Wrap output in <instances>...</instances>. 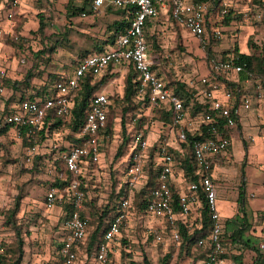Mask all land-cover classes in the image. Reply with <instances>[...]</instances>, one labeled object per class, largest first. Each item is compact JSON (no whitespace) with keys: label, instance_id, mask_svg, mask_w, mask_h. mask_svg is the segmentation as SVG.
<instances>
[{"label":"rangeland","instance_id":"1","mask_svg":"<svg viewBox=\"0 0 264 264\" xmlns=\"http://www.w3.org/2000/svg\"><path fill=\"white\" fill-rule=\"evenodd\" d=\"M67 1L23 0L14 18L8 23L5 22L6 29L0 36V66L5 68L4 77L8 76L11 82H18L14 91L17 96L29 94L31 87L35 90L46 81L45 79L49 81L52 76H61L52 73L54 71L61 69L62 74H65L72 67L70 60H73L74 56L84 52L83 49L86 47L94 46L92 42L97 41L95 36L112 34L110 30L114 27L111 24L98 27L90 33L91 36L80 32L79 27L83 28L85 25V15L81 14L83 11H79L70 18L69 10L66 11ZM82 1L85 0H70L78 6ZM89 1L91 0H87ZM208 12L209 16L217 21L212 25H217L221 30V39L212 40L208 45L198 41L186 28L163 15L157 18L158 21L150 30L146 31L151 55L158 61V71L167 82H182L186 87L190 84H199L200 78L208 75L212 62L222 58L234 46L238 50L247 49L249 53H263L264 0H210ZM227 13L230 14L228 22L225 20ZM39 19L45 22L41 30H38ZM11 37L18 38L22 44L20 48L14 47L9 39ZM250 43L256 47L251 49ZM59 63L62 66L57 67ZM28 72H31L32 76L25 84ZM116 76L115 73L107 74L104 76L105 79L96 80L103 83L102 85L111 83V98L118 104L115 108L117 115L114 116L115 123L111 135L107 140L104 136L99 140L100 162L83 169L88 189L85 206L91 213L89 219L93 229L97 225V217L92 209L103 205L112 190L115 173L113 165L118 161L114 156L123 139L118 116L122 107L118 101L121 97L119 95L123 93L124 78L115 79ZM242 91L250 96L253 108H259V112L249 121L247 125L249 131L242 121L243 129L239 131L240 136L235 132L232 134L233 159L230 157L227 162H222L230 176L227 179L230 180L225 184L218 183L220 196L218 199L216 197V205L220 217L222 215L224 219L232 210L230 199L232 196L234 200L237 199L241 183L240 170H243L246 182L244 207L254 214L253 218H248L251 223L249 222V228L244 232L248 236L253 229L252 226H264V209H258L263 199L261 193L264 191V78L255 76L248 86L242 85ZM253 108L249 112H252ZM150 120L153 121L149 123L148 128L154 132L153 139L156 141L159 133L165 129L161 127L158 119L152 117ZM129 129L133 131L132 127ZM73 135L75 133L69 123L60 127L54 126L47 136L34 145L32 152L28 153L31 145L23 143L22 138H17L13 131L0 132V239L3 246L11 244L15 250L18 233L23 240L22 264H64L58 256L57 243L64 238L65 216L63 212L58 213L57 209L46 210L42 202L45 191L55 179L54 162L72 145ZM241 160H244V164H241ZM115 169H118V164L115 165ZM141 188L139 186L138 189ZM137 198L138 196L135 202ZM16 203L17 210L8 218ZM241 211L242 208L236 201L234 213L240 214ZM129 218L132 223L123 232L124 238L119 243L116 253L112 255L116 264H130L131 261L141 264L143 258L147 264H192L196 252L189 256L183 253L179 244L154 241L151 236L149 237L148 230L153 224L152 219L139 217L136 213L134 217ZM255 229L257 230L256 227ZM247 238L253 242L254 237L251 234ZM223 242L229 251L230 241L227 234L223 235ZM259 242L261 241L257 244ZM90 252L83 246L82 252L78 253L72 264H81L82 260L85 261L83 264H90L88 258ZM165 253L171 254L169 259L164 260L166 263L162 259ZM12 261V254L7 255L3 264H10Z\"/></svg>","mask_w":264,"mask_h":264},{"label":"built area","instance_id":"2","mask_svg":"<svg viewBox=\"0 0 264 264\" xmlns=\"http://www.w3.org/2000/svg\"><path fill=\"white\" fill-rule=\"evenodd\" d=\"M21 0H0L5 3L6 10L0 17V36L6 29V24L14 18ZM107 0H92L91 9H100ZM210 0H110L111 3L128 9L131 15L130 25L118 34L110 45L101 52L85 55L77 60V64L71 73L63 81L55 85L54 95H44L33 99L26 98L19 102H9V91L2 82L5 75L0 71V126H9L8 131H13L20 138V129L27 128V134L33 138L36 130L41 129L44 116L48 110L54 109L57 116L67 119L74 106L73 95L80 87L84 77L93 80L101 76L108 67L127 63L132 66L136 75V100L142 102L141 108L135 112L131 123L127 125L130 131V143L128 153L118 163L120 185L127 183L128 188L138 190L146 183V166L149 159L151 143L149 141L148 128L137 130L133 124L141 116L151 122L154 110L163 107L168 110L171 117L169 133L180 144L177 155L185 152L182 144H188V135H198L192 147V158L197 166L195 173L197 179L189 180L186 189L179 192L177 197L178 210L173 203L172 185L170 177L175 172L176 156L170 152L166 145H158L159 170L157 184L150 193L146 206V214L157 217L166 222L170 229L172 242L180 244L179 222L190 227L189 215L194 205L201 203L203 194L207 205L211 229L205 238L199 239V244H207L208 253L204 258L197 259L194 264H237L235 260H226L223 257V232L224 225L216 205V184L212 177V168L215 160L226 154L233 146L231 130L234 129L242 111L251 110L253 102L250 96L241 92L236 99L232 92L231 82H237L236 75L243 73V81L248 86L255 78L245 64L235 63L230 60H214L211 64L210 74L213 79L203 76L199 84H190L192 91V103L201 105L202 110L191 113L192 105H185V101L174 94L173 89L167 86V81L154 68L155 60L149 50L146 30L148 21L154 19L159 6H168L172 20L187 29L198 41L210 44L212 40L221 37V30L217 25H212L208 6ZM224 12V11H223ZM84 14V13H82ZM17 39V37H14ZM235 75V77H234ZM238 90V88H237ZM90 110L86 112L83 123L77 136L81 139L80 144H73L63 153L61 159L64 162L69 176L55 172L64 183L52 185L45 191L44 204L47 209L70 202L73 209L64 220V238H62L59 254L65 264H72L80 252L79 244L84 243L88 231V218L81 214L84 201V192L80 188L81 176H83L84 163H99L103 129L106 125L107 111L111 101L108 95L96 93L91 98ZM132 127L133 131L129 129ZM101 132V134H100ZM35 146L28 148L31 153ZM56 170V169H55ZM55 180V179H54ZM52 181V183L54 182ZM120 187V186H119ZM121 196L117 213L110 223L109 229L104 233L102 241L96 244L93 253L94 264H113L111 252L113 243L122 231V225L130 215L131 198ZM196 225L201 223L200 211L196 212ZM156 240L164 241L163 233L154 232ZM264 249V244H260ZM3 251V243L0 240V252ZM1 264V263H0ZM264 264V262L260 263Z\"/></svg>","mask_w":264,"mask_h":264},{"label":"trees","instance_id":"3","mask_svg":"<svg viewBox=\"0 0 264 264\" xmlns=\"http://www.w3.org/2000/svg\"><path fill=\"white\" fill-rule=\"evenodd\" d=\"M75 12V11H73ZM122 14L125 15L126 17H122L119 18V20H117L116 26H115V30H114V34H111V36L107 39V41H109L110 43L115 39V37L120 34L123 33L130 25V21L129 19L131 18V15L128 13V9L127 8H123L122 10ZM230 14L227 13L225 20L226 22L229 21ZM39 29L41 30L44 28L45 26V22H43V19H39ZM11 40V42L14 44V47L16 48H20L22 44L19 43L18 38L14 39V38H9ZM106 41V42H107ZM255 48L256 46H254L252 43H250V48ZM101 51V50H100ZM150 52V50H149ZM151 54V52H150ZM152 56V55H151ZM153 58V57H152ZM223 61L226 60H230L232 59L235 63H241V64H245L246 67L248 68V70L250 72H252L255 76L260 77V78H264V49H263V53H257L255 54V52L252 53H242V52H238L237 47H234L233 49V54L229 55L226 54L221 58ZM155 60V59H154ZM158 61L155 60L154 63V68H158L157 66ZM160 72V71H159ZM32 73L28 72L26 75V79L24 81V83L26 84L27 81L31 78ZM135 77L136 75L134 74L133 70L130 71V73H128V75H126L125 79H124V88H123V93L120 97V101L119 104H121L120 106L122 107L120 110V115L119 116V121L121 124V129H122V143L120 144V146L118 147V149L115 152V158L116 159H120L124 156V154L126 155L129 149V143H130V137H129V132L127 131V125L131 123V119L133 117V115H135V112L138 111L141 106H142V102L140 103L139 101L136 100V81H135ZM243 77V76H242ZM65 79V77H54L52 76V79H50L49 81H47V79H45L46 81H44L43 84L37 86V88L29 93L26 94L25 96H17V94L14 92L16 89V86L18 84V82L13 81L11 82L10 79H8L7 77L2 79V82L4 85H6L8 91L10 92V96L7 100V103L9 102H21L23 100H25L26 98L29 99H33L35 97H41L44 95H54L55 93V85L57 82L63 81ZM97 78H95L94 80L91 77H87L85 76L83 81L80 83V87L78 89H76L75 93H74V99H76V101L74 102V106L71 109V113L69 115V117L64 118L61 116H57L54 109L48 110V112L46 113V115L44 116V123L41 129L36 130V133L34 134L33 138L29 137V135L27 134V128L22 127L20 129V139L22 138L23 143H25L26 145H31L34 146L35 144H37V142L44 138L45 135L47 136V134H49V131L55 126V127H60V126H64L67 125L68 123L71 125L72 130H74L75 135L72 142L73 144H80L81 143V139L77 136V133L80 130V127L83 123L84 117L86 115V112L88 110H90V104H91V98L98 93V87H99V82L96 81ZM228 83H232L231 85V89L232 92L235 94L236 99L239 98V95L242 92V87L241 84L239 82H231L229 81ZM174 85V86H173ZM167 86L171 87L173 89L174 94L179 95L184 101H185V105H192L193 107H191V113H197L199 111L202 110L201 105L198 103H192V101H194L192 99V91L193 89L186 87V84L182 83V82H167ZM238 88V90H237ZM111 98V97H110ZM117 101H111L109 110L107 111V118H106V125L105 128L103 129V136L104 139L107 140V137H109L111 135V131L114 127V121H115V117L117 115V111L115 110L116 105H117ZM153 118L158 119L159 122L161 123V125L163 127H166V129H169V125L171 123V117H170V113L168 112V110L166 108L158 107L156 110H154V115ZM148 120V117L146 116H141L139 119H137V121L132 125L133 128L137 129V130H146L149 127V123L146 124ZM8 131L9 130V126L2 125L0 126V132L1 131ZM101 134V132H100ZM198 139V135H194V136H190L188 135V144H182V148L185 152H183V155L180 156L178 155L179 158H183L182 162H181V167L183 169V173L185 178L189 181L192 179H197L198 175L195 173L196 170V165L193 162V158H192V147H193V143L194 141H196ZM158 146V145H157ZM170 152H172L171 149H168ZM149 156H151L149 154ZM176 156V155H175ZM98 163H92L89 164L90 165H96ZM115 165L116 163H114L113 168H114V175H113V184H112V190L109 192L107 201L103 204L100 205L97 208L92 209V211L96 214L97 217V225L96 227L93 229L92 228V222L89 219V216L91 215V213H89L85 206V200H87V194H86V190L87 186L85 184L84 181V175L81 176V185L80 188L82 189V191L84 192V201H83V208L81 211V214L86 216L88 218V231H87V236L85 238L84 243L79 244L80 246V252H82L83 250V246L86 248V250L91 251L89 254L93 255V253L95 252V248H96V244L99 243L100 241H102L103 235L104 233L109 229L110 223L113 220L115 214L117 213V209L119 206V198L121 196H129L130 193V198H131V208L130 210L135 212V213H140V214H146V206H147V201L149 199L150 193L153 190V188L156 186L157 181V173L159 170V162H155L152 159V156L148 159L147 162V166H146V174H147V179H146V183L142 186L141 189L138 190H133L131 191L128 186L127 183H123L120 185V181H119V170L115 169ZM87 166V167H88ZM54 167L56 169V171L58 173H62L64 174V176L67 178L69 176V172H67L64 162L61 158L57 159L54 162ZM241 179L243 181V183H245V179H244V174H243V170H241ZM61 183H64V181H62L61 179H59L58 177H55V180L53 182L52 185H60ZM120 186V187H119ZM173 191H172V196L174 198V203L173 206L175 208V210H178V203H177V197L175 194V189L172 187ZM138 191V192H137ZM242 193L243 191L241 190L240 192V208L243 206V201H242ZM201 194V211H200V219L201 223L199 226L195 225L194 228H189L188 226L182 224L181 222H179V234L181 236V241L179 246L181 247L182 251L184 254H187L189 256H191L192 253L196 252L193 255V261L195 262L197 259L199 258H204L207 253H208V246L207 244H199L198 241L199 239L205 238L208 235V232H210L211 229V220L209 219V214H208V209H207V205L205 203V199L202 193ZM136 196H138L137 198V202H135V198ZM64 208V213H65V218L67 217V215L69 214V212L73 209L72 205L70 202H65L62 205ZM18 207V203L15 204V208L13 209V211L10 213V215L8 216V218H11V216L15 213V211L17 210ZM64 218V220H65ZM239 221V226L235 227V229H232V231H230L228 233V237L231 240V244H233L234 246H236L238 249H250L251 251H253L256 255V257L254 258V264H260L262 263V256L264 254V251H262V248L260 247L259 243L257 244V241L251 242L250 239H247V236L245 235V231L248 230L249 228V222L248 219L246 218H239L237 216H234L232 219H230V221H228L226 223V231L229 230V228H231L232 222L235 223ZM244 233V235H243ZM61 240V239H60ZM59 240V241H60ZM2 241V240H1ZM16 249L13 250L12 249V245L9 244L7 247L3 246V251L0 252V263L3 264V261L6 260L7 255H11L13 256V261L10 264H20L21 260L23 258V254H24V250H23V240L20 238V236L18 235V233H16ZM3 243V242H2ZM57 253L58 256L60 258V260L63 262L62 257L59 254V248L61 246V241L57 243ZM223 247L225 248V243L223 242ZM79 252V253H80ZM112 254V252H111ZM225 254H223V257ZM171 256V254H166L163 256V261L166 259H169ZM11 257V256H10ZM78 255L76 256L75 260L77 259ZM226 259V258H225ZM234 259L237 260V264H245L242 260L241 257V253H239L238 255L234 256ZM74 260V261H75ZM73 261V262H74ZM72 262V263H73ZM141 264H147L148 262L145 260V258H143V261H141ZM164 263H166L164 261ZM65 264V263H64ZM130 264H140L137 262H133L131 261Z\"/></svg>","mask_w":264,"mask_h":264},{"label":"crops","instance_id":"4","mask_svg":"<svg viewBox=\"0 0 264 264\" xmlns=\"http://www.w3.org/2000/svg\"><path fill=\"white\" fill-rule=\"evenodd\" d=\"M22 2H23V0L20 1V6H19L18 9L21 8V6L23 4ZM91 4H92V0L89 1V2H87V0L82 1L79 6L71 3L70 0L67 1V4H66L67 5V9H66V11L69 10L68 14L69 15L71 14L70 18H73L72 16L76 15L79 11H83L82 13H84V14H82V13L81 14L83 16L85 15V17H84V19H85V23L84 24L85 25L83 26V28H80L79 27L78 30L80 32L84 33L85 35H90L91 36L90 33H92L98 27H103V26L105 27L107 24H109V25L111 24L114 28L112 30H110V31L112 32V34H114V30H115V26H116L117 20H119V18H122V15H123L122 14L123 7L117 6V5L113 4V3H111L110 0H107L100 9L94 11V10L91 9ZM111 6H113L114 8L111 7ZM108 8H109V11H108ZM5 10H6L5 3H3V2H2V4L0 3V17H3L4 16ZM117 10H120V11H117ZM73 11H75V12H73ZM162 15L163 16H166L167 19L168 18L170 20L172 19L171 18V14H170V8L168 6H159L158 7L157 16L154 19H151L150 21H148V29L147 30H150L151 29V26H154L155 23H156V21H158L157 18L160 17V16H162ZM210 19L212 21L211 24H216L217 23V21L215 20V18H211L210 17ZM213 21H215V22H213ZM2 22L5 23L6 22L5 19H2ZM110 36L111 35H107V34L105 36L103 34H101V35L98 34L97 36H95V39L97 41L94 40L95 43H94V41L92 42V44L94 46L91 45V47H86L85 49H83V50H85L84 52H80L78 55H76V56L73 57L74 58L73 60H70V64H71L72 67L65 74H62L61 69L58 70V71H54L52 73H54L55 75H61L60 77H63V76L66 77L67 75H69L71 73V71L74 68V66L78 63L77 60L79 58H81V57H83L85 55L87 56L89 54H93V53H96V52H101L103 49H105V47L107 45H110L113 42L112 41L110 43L109 41H107V39ZM101 38H102V40H100ZM220 39H221V37L219 39H217V41H219ZM99 40H100V42H99ZM234 47L232 49H229L226 52V54H229V55L231 54L232 55L233 54ZM86 50L89 51V52H87ZM238 52H242V53L249 54V52H247V49L238 50ZM69 56H70V53H69ZM218 60H222V59L220 58ZM58 66H62V65L59 63V65H57V67ZM4 69L5 68L3 66H0V71L1 70H4ZM131 70H133L132 69V66L128 65L127 63L122 64V65H117V66H110V67H108V69L104 73H102L101 76H98L97 79L98 78L105 79L104 76H106L107 74H113V73H115V76L117 75L115 77V79L117 77H118V79L119 78H121V79L124 78L125 79L126 75H128V73H130ZM205 76H207L208 79H211V81H213L210 72L208 73V75H205ZM234 77H235V75H234ZM3 78H5V77H3ZM7 78H8V76H7ZM243 78H244L243 73H241L239 75H236V79H237L236 81L241 84V87H242L243 84H244V86L246 85L245 82L243 81ZM41 84H43V83H41ZM102 84L99 86L98 92L99 93L100 92L101 93H104L105 95H108L109 98H110L111 95H112L111 88H110V84L111 83L109 82V83H105L104 85H102ZM5 87H6V85H5ZM30 90L31 91L29 93L33 92L34 91L33 87H31ZM119 93H120V91H119ZM121 95H122V93L119 96H121ZM73 99H74V95H73ZM73 101H76V99L73 100ZM110 101H113L112 98H110ZM258 103H260V102H258ZM258 110H259V108L254 107L252 112H249L248 109L242 111V113L240 115V118H239V122H238L237 126L234 129L231 130V133L233 134V132H235V134H238L239 135L240 129H241V131L243 129L242 121L245 122V128H247V130L249 131V127L247 125H248L249 121L252 118H255V113L259 112ZM152 121L153 120H151L150 123H152ZM155 122H156V120H155ZM159 124L161 125V123H159ZM161 127H162V125H161ZM163 129H165V130L162 133H159L158 139L156 141H154V139H153L154 132L149 131V128H148L149 141L151 143V147H150V150H149V154L152 156V159L155 162H157L159 160L158 159V156L156 155V151H158V146L157 145H166L167 148L168 149H171L172 152L176 155V160L177 161H176V164H175V172L170 177V181H171L172 187L175 189V194L177 196L179 192H182V191H184L186 189L187 183L189 181L185 178L184 173H183V169L181 167V162H182V159L183 158H179L178 155H177L179 153V151H180V144H179V142L177 140H175L174 136L169 133V131L166 129V127H163ZM243 146H244V144H243ZM232 151H233V148L231 147L228 150V152H226V154H224L220 158L216 159L215 160V163L213 165V168H212V177H213V180L215 181L216 189H217V192H216L217 199H218V196H220L218 194V192H219L218 191V187H217L218 183L223 182V184H225V183H228L229 180H230V179L229 180L227 179L230 176H228V174H227V171L228 170H227V168H225V166L222 164V162H227L230 157L233 159V153H232ZM151 156H149V158ZM123 158L124 157L118 159L116 165ZM241 164H244V160H241ZM84 165H85L84 168L85 167L87 168V166L89 165V163L87 161H85ZM226 181H228V182H226ZM245 183H243V181L241 179V183H240V187H239V192L237 193L238 194L237 195V199L234 200L233 196H232V199H230V200H232V201H230V202H232L231 203L232 210L230 211V213L226 214L224 216V219H223V216L221 215V220L223 221V225H224L223 235L224 234H227L228 235V233L230 231H232V229H235V227H238L239 226V221H237L235 223L232 222L231 228H229V230L226 231V223L228 221H230V219H232L234 216H237L239 218L243 217V218H246V219H248L249 217L253 218V215H254L253 212L252 211L248 212V210L245 209V207H244V205H245L244 202H245V199H246L244 197ZM263 189H264V185H263ZM241 190L243 191L242 198H241L242 201H243V206L241 207L242 208V211L239 214V213H234V204H235L236 201H238V203L240 204V192H241ZM261 198H263V199L260 201V203H261L260 205L261 206H258V209H264V191L261 193ZM42 204H43V207L46 210H55V209H57L58 210V213H60V212L62 213L63 212V215H65L63 206L57 205V206H54L51 209H47L46 206H45V204H44V199H43ZM201 205H202L201 203L200 204L198 203V204L194 205V207H192L193 209L191 210L190 215H189V219H188L191 222L190 223L191 224L190 227H189V225H188V227L191 228V229L194 228L195 225H196V222H197V220H195V217H196V214H197L196 212L201 211ZM136 214L139 217L142 216V218L145 217L148 220L149 219H152L153 224L150 226L151 229L148 230L149 231L148 232L149 233V237L151 236L150 238H152L155 241L156 239L154 237V232L155 231H159V232L163 233V235L165 237L164 241H160V242H167V243L168 242H170V243L172 242L171 237H170V229L167 228V225H166V222L165 221H162L161 219H159L157 217H154V216H151V215H147V214H144V215L143 214H140V213H136ZM130 216L131 217H134L135 216V212L130 211L129 217ZM131 221L132 220L130 218H128L126 220V223H124L122 225V227H121L122 228V231H121L120 235L118 236V238L116 239V241L113 243V246H112L111 259H112L113 253H116V251L118 250V245L121 242V240L124 238L123 232L125 231V229L127 227L130 226V224L132 223ZM63 222H64V220H63ZM248 222H250L249 219H248ZM255 227L257 228V230L255 229ZM252 228L253 229L248 233V236L247 237H249V234H251V236L254 237L253 240L258 239L259 241H261V242H259V245L260 244H264V226H262V225H260V226L256 225V226H252ZM228 239H229V237H228ZM247 239H249V238H247ZM156 241H159V240H156ZM229 241H231V240L229 239ZM262 251H264V249H262ZM239 253H241L242 260H243V262L245 264H254V262H255L254 261V258L256 256H254V253L250 249H247V248H245V249H238L236 246H234L233 244H231V242L229 244V251L226 248H224V253L223 254H225L224 256H225L226 260H235L234 259V256L235 255H238ZM88 258L90 260L89 263L90 264H94L93 263V255H90ZM261 259L264 262V254H263V256H262ZM235 261H237V260H235ZM83 262H85V261L82 260L80 263L83 264ZM112 262H113V264H116L113 261V259H112ZM20 264H22V262ZM192 264H194V261L193 260H192Z\"/></svg>","mask_w":264,"mask_h":264}]
</instances>
